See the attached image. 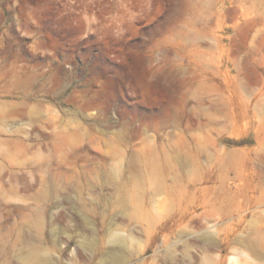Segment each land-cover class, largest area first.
I'll return each mask as SVG.
<instances>
[{"label": "rangeland", "instance_id": "1", "mask_svg": "<svg viewBox=\"0 0 264 264\" xmlns=\"http://www.w3.org/2000/svg\"><path fill=\"white\" fill-rule=\"evenodd\" d=\"M0 264H264V0H0Z\"/></svg>", "mask_w": 264, "mask_h": 264}]
</instances>
